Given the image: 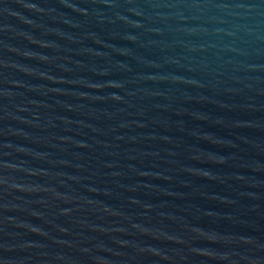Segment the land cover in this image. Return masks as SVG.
Instances as JSON below:
<instances>
[{"label":"water","instance_id":"water-1","mask_svg":"<svg viewBox=\"0 0 264 264\" xmlns=\"http://www.w3.org/2000/svg\"><path fill=\"white\" fill-rule=\"evenodd\" d=\"M0 264H264V0H0Z\"/></svg>","mask_w":264,"mask_h":264}]
</instances>
